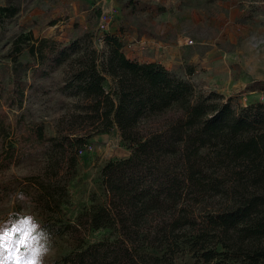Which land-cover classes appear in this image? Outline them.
<instances>
[{"label": "trees", "instance_id": "trees-1", "mask_svg": "<svg viewBox=\"0 0 264 264\" xmlns=\"http://www.w3.org/2000/svg\"><path fill=\"white\" fill-rule=\"evenodd\" d=\"M95 38L27 45L35 65H68L63 90L79 99L63 137L72 151L114 129L133 148L103 168L108 202L72 225L61 220L52 178L26 194L50 214L42 226L52 236L109 231L96 242L76 237L63 264H264V103L235 110L216 93L197 95L157 62L131 61L118 36L104 35L102 50ZM33 133L40 143L57 141L43 127ZM220 172L239 183L220 210H208Z\"/></svg>", "mask_w": 264, "mask_h": 264}, {"label": "rangeland", "instance_id": "rangeland-1", "mask_svg": "<svg viewBox=\"0 0 264 264\" xmlns=\"http://www.w3.org/2000/svg\"><path fill=\"white\" fill-rule=\"evenodd\" d=\"M106 34L121 39L128 59L161 64L197 95L216 93L235 110L264 103V0H0V220L28 213L42 224L50 214L17 194H34L35 183L51 178L64 224L108 202L103 168L131 157L132 145L114 129L72 151L63 137L79 99L63 90L68 65H35L27 48L40 39L69 45L97 35L93 45L102 50ZM21 35L28 38L17 41ZM37 127L57 141L40 143ZM10 154L11 162L5 160ZM229 178L220 172L218 192L209 187L208 210L229 201L230 187L239 183ZM108 234L53 236L49 264H63L76 237L96 242Z\"/></svg>", "mask_w": 264, "mask_h": 264}, {"label": "clouds", "instance_id": "clouds-1", "mask_svg": "<svg viewBox=\"0 0 264 264\" xmlns=\"http://www.w3.org/2000/svg\"><path fill=\"white\" fill-rule=\"evenodd\" d=\"M20 201H27L22 193ZM20 236L24 243L15 239ZM55 254L52 233L28 213H10L0 220V264H49Z\"/></svg>", "mask_w": 264, "mask_h": 264}, {"label": "snow or ice", "instance_id": "snow-or-ice-1", "mask_svg": "<svg viewBox=\"0 0 264 264\" xmlns=\"http://www.w3.org/2000/svg\"><path fill=\"white\" fill-rule=\"evenodd\" d=\"M15 239H16L17 242H19V243H24V240H23L20 236H16Z\"/></svg>", "mask_w": 264, "mask_h": 264}, {"label": "built area", "instance_id": "built-area-1", "mask_svg": "<svg viewBox=\"0 0 264 264\" xmlns=\"http://www.w3.org/2000/svg\"><path fill=\"white\" fill-rule=\"evenodd\" d=\"M192 43V42H191ZM187 44H190L189 42H187Z\"/></svg>", "mask_w": 264, "mask_h": 264}]
</instances>
